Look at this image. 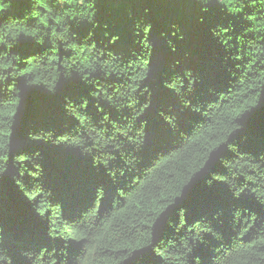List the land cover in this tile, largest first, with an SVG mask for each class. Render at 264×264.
Masks as SVG:
<instances>
[{"label":"trees","instance_id":"1","mask_svg":"<svg viewBox=\"0 0 264 264\" xmlns=\"http://www.w3.org/2000/svg\"><path fill=\"white\" fill-rule=\"evenodd\" d=\"M0 264H264V0H0Z\"/></svg>","mask_w":264,"mask_h":264}]
</instances>
